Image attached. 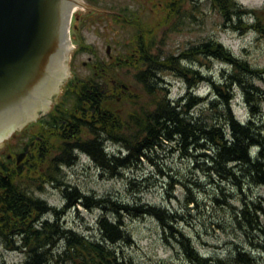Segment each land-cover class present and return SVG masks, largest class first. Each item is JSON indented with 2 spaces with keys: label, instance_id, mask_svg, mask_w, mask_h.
<instances>
[{
  "label": "rangeland",
  "instance_id": "374dc122",
  "mask_svg": "<svg viewBox=\"0 0 264 264\" xmlns=\"http://www.w3.org/2000/svg\"><path fill=\"white\" fill-rule=\"evenodd\" d=\"M86 7L78 6L75 13H79L77 22H82L79 34L82 42L90 44L91 51L80 48L79 40L74 38L71 29V42L76 48V60H74L73 73L76 77H85L90 74V68L83 61L89 55L104 56L107 58L106 48L111 45L112 53L129 55L134 35L138 27L143 30H151L154 38V52L162 57L168 54L177 55L193 44H197L209 38H216L228 47L241 59L247 60L251 65L264 66V36L253 29L244 30L235 28L232 22L225 21L219 10L210 0H187L180 12L165 19L168 13V0H81ZM244 7L252 8L261 13L264 18V0H238ZM124 9L121 17H115L112 13ZM243 21H254L253 14L241 15ZM122 17L136 19L137 23L123 21ZM75 18V16H74ZM73 18V21H74ZM82 18V19H80ZM238 22V18H235ZM73 24V23H72ZM145 27V28H144ZM201 73L215 80H222L223 74L232 71L233 66L224 61L204 57L185 60ZM137 67L119 64L118 80L120 83V100H113V108H119L124 115L134 107V99L149 101V97L143 90L142 84L136 81L134 74ZM162 84L168 88L171 98L176 99L190 90L183 77L170 69L159 72ZM78 78V79H79ZM253 82L264 87V76L255 77ZM122 84L127 86L125 90ZM230 91L233 93L231 101L232 111L236 118L246 121L251 117L248 103L245 101L243 90L239 84H232ZM62 92H60L61 94ZM129 93V94H128ZM193 93L205 97V103H199L193 108L195 114L207 112L206 101L212 96L211 83L209 80L202 81ZM59 94V95H60ZM131 100L128 101L127 98ZM73 95L58 96L57 101L64 99L67 104L73 106ZM123 98V99H122ZM57 102L52 103V107ZM137 105H135V108ZM261 114L258 119L264 127V101L261 105ZM46 113V112H45ZM39 123V122H38ZM37 121L23 126L20 130L14 129L15 135L3 138L0 144V165L5 160L3 151L6 147L16 148L17 138L21 130L33 131L37 128ZM20 133V134H19ZM5 137V136H4ZM21 138L19 139V141ZM57 145L63 144L62 140L56 139ZM108 151L119 152L125 155L128 151L122 143L105 139ZM177 143L168 142L154 151H148L136 163L125 166L119 173L112 174L98 166L88 152H74V160L59 164V172L44 163L39 164L40 171L51 173L55 179L48 181L47 178L40 180L33 189L36 196L45 199L47 206H54L57 213L50 210L42 214L45 219L54 221L56 216L62 227L72 229L80 235L100 238L98 218L105 214L110 219L121 217L130 239L110 242L120 253L129 257L136 264H193L183 251L182 245L171 234L170 229H163L161 220L151 214L134 215L127 212H114L96 204L98 199H110L112 201L129 203L130 205L152 204L164 209L166 212L175 213L177 218L172 221L174 228L183 230L190 236L197 250L204 256L212 258H226L239 246H243L251 253L258 256L264 263V251L258 247L255 238L246 235L249 232L241 229L233 222L234 209L241 205L242 193L237 186L229 180L209 174L203 166H197L194 151L187 153ZM124 147V148H122ZM255 151V148H253ZM55 155L60 152L54 151ZM203 161L202 159L198 162ZM47 167V169H46ZM26 173V171H24ZM31 174V172L29 173ZM39 176L38 178H40ZM46 177V176H45ZM36 178V179H38ZM29 178V183L35 182ZM27 186L26 184H22ZM69 185L76 187L80 192L89 196L85 200L91 207L77 202L66 206L68 203L63 192V187ZM28 187V186H27ZM246 193L250 197H264L263 185L247 186ZM109 203V202H107ZM234 208H233V207ZM14 245L0 237V264H23L28 252L23 247L13 248L22 243L15 237ZM59 240V239H58ZM12 242V241H11ZM64 240L57 242V247L51 246L54 254L49 255L47 264H67L64 260ZM60 252V253H59Z\"/></svg>",
  "mask_w": 264,
  "mask_h": 264
},
{
  "label": "trees",
  "instance_id": "16d2710c",
  "mask_svg": "<svg viewBox=\"0 0 264 264\" xmlns=\"http://www.w3.org/2000/svg\"><path fill=\"white\" fill-rule=\"evenodd\" d=\"M185 1L187 0H168L169 8L165 19L178 14ZM210 1L219 10L224 20L232 22L235 28L253 29L264 36V18L261 13L244 7L238 0ZM121 12L127 15L124 9ZM243 14H253L254 21H243L241 16ZM236 17L238 22L235 21ZM121 19L126 22L136 21L137 26L140 24L136 19L130 20L128 17ZM134 36L130 53L123 56L120 64L138 68L134 77L142 84L149 101L134 99L132 110L126 115L119 112L116 123L110 121L111 110L109 112L107 109L106 113H103L101 105L94 106L95 113L100 112L99 125L89 124L88 128L78 132L79 135L72 144L77 143L81 150L88 152L98 162V166L109 170L112 174L119 173L125 166L136 163L144 155L148 156V151L152 152L168 142L177 143L178 147L189 154H192L190 149L198 151L194 153L195 157L199 156L195 159L197 166L205 165L209 174L231 181L242 193L241 205L234 209L233 222L245 231L249 229L246 235L251 233L254 237V234H257L259 237L257 239V235L255 236L256 244L264 251V197L254 198L246 193L247 186L252 184L264 186V127L257 117L262 112L264 87L253 82L255 77L264 76V66L251 65L216 38L193 44L177 55L168 54L162 57L160 53L154 52V38L151 30H142L138 27V32ZM201 56L220 59L232 65L233 69L223 74L222 80L217 81L185 61ZM165 69L175 71L184 78L190 88L186 95L176 99L170 97L168 88L162 84V78L159 75V72ZM204 80L210 81L213 97L206 101L207 112L195 114L193 108L199 103H205V97L193 93V90ZM232 84L241 86L245 101L248 103L251 117L246 121L236 118L232 111L233 93L230 91ZM81 90L88 93L86 88L73 90L76 95L73 108L67 116L62 118L72 119L75 124L80 123L83 127L81 117L75 115L77 109L84 110L83 100L80 98L83 94ZM120 95L122 96V93ZM131 97L130 94L128 101ZM95 103H100V100L96 99ZM135 105H137L136 108ZM107 115L110 116L108 120L105 117ZM85 132L95 133V135L83 138L82 134ZM56 138L64 141L66 137L58 134ZM105 139L122 143L128 152L122 155L119 152L108 151L104 143ZM62 149L63 152L68 151V153L64 155V158L55 160L56 174L60 173L59 164H70L75 158L71 148L62 146ZM201 159L203 161L198 162ZM4 165L6 164L2 163V166ZM55 178L54 180H58ZM18 184V180L5 179L0 174V237L13 246L15 239L10 237V234L14 233L22 245L13 248L20 246L28 252L23 264H47L49 255L54 254L51 246L57 247L59 240L65 242L63 253L66 255L64 260L68 261L67 264H136L110 243L130 239V234L126 231L121 217L110 219L105 214L101 215L98 218L100 238L80 235L72 229L62 227L58 216L54 221L39 218L43 212L52 210L57 215L59 212L54 206H47L42 197L33 198ZM4 187H7L10 192L9 198L6 197L7 191L2 190ZM63 192L68 201L66 206L80 201L83 205L91 207V204L85 201L90 200L89 196L76 187L65 185ZM28 203L31 206L33 203L35 210L37 208L39 213L37 220H35L36 215L29 217V212L26 211ZM96 204L114 212L156 216L161 220L164 230L170 229L171 234L182 245L184 253L193 264H264L258 256L243 246H239L224 259L204 256L197 250L189 235L171 225L177 215L155 205H130L110 199H98Z\"/></svg>",
  "mask_w": 264,
  "mask_h": 264
},
{
  "label": "water",
  "instance_id": "95a60500",
  "mask_svg": "<svg viewBox=\"0 0 264 264\" xmlns=\"http://www.w3.org/2000/svg\"><path fill=\"white\" fill-rule=\"evenodd\" d=\"M77 5L86 7L81 0H0V144L53 110L71 75Z\"/></svg>",
  "mask_w": 264,
  "mask_h": 264
},
{
  "label": "flooded vegetation",
  "instance_id": "af4514ba",
  "mask_svg": "<svg viewBox=\"0 0 264 264\" xmlns=\"http://www.w3.org/2000/svg\"><path fill=\"white\" fill-rule=\"evenodd\" d=\"M112 14L116 18L120 16V14H118L117 12H114ZM74 16L75 18L72 24V34H74V38L76 37V40H79L80 48H84V51L93 52V49L90 48V44L82 42V37L79 34L82 24V22L76 23V20L79 19V13L76 12ZM111 49V45L108 44L106 48L107 58H104V56L102 55L97 56V53H93L96 54V56L89 55L88 59L84 60L83 63L90 68V74H88V76L85 75V77L79 78L74 75L75 73H73V76H70L68 81L64 84L63 87L65 88H63V93L60 94L61 96L73 95L74 105L76 95L74 94L73 90L76 91L79 89L86 88L88 93H86L85 90H81L83 94L80 95V98L83 100L82 107H84V110L79 111L77 109V112L75 114L81 117V123H83V127L80 126V123L75 124L72 119L62 118V116H67V113L70 112V109L73 108V106H70L65 102L64 99H62L59 102L57 101L53 110L49 109L46 113L39 116L40 118L36 119L38 125L35 130H21V135L19 138H17V141L15 143L16 148H13L14 146L8 145L3 151L5 160L2 161V163H5L6 165L2 166L1 163L0 174L5 179L13 178L18 180V186L25 188L27 192L32 195L33 198L39 197L33 193V187L37 183H40V180L47 178L48 181H53L54 178L52 176V172L49 174L45 173V171H40V163L50 165L52 168H54L55 160L64 158V155L68 153V151L63 152L62 146H66L69 149L71 148L73 152L79 150L82 151L77 143L74 145L72 143H75L76 138L79 135L78 132H80L82 129L84 130V128H88L89 124H92L94 126L99 125L100 120L98 116L100 112L95 113L94 106L101 105V112L103 113H106L107 109L109 110V112L111 110L112 119H110V121L112 120L115 123L117 122L119 108L116 110V108H113L112 106L114 105V99L116 101L120 100V83L118 80L120 55H115L114 53H112ZM76 56V48L74 49L73 47L70 58L71 69H73L72 66L74 65V60H76ZM122 88L123 90H125L127 86L122 84ZM96 99H99L100 103L94 104V101ZM109 115L105 116L106 120L109 119ZM58 134L64 135L66 137L63 141V144L61 145H57L56 143V137ZM9 135H15V132H9L5 135L4 138ZM94 135L95 133L85 132L82 134V137H93ZM20 138L21 140L19 141ZM56 149H58L60 153L54 156L53 154H55L54 151H56ZM91 158L93 157L91 156ZM24 171H26V173ZM30 172L31 174H29ZM39 176L41 177L38 178ZM29 178L36 181L29 183ZM22 184H26L28 187L23 186ZM2 190L7 191L6 197L9 198L10 192L8 188L4 187ZM33 198L32 201H34ZM42 199L45 200L44 198ZM27 206L28 207L26 208V211L29 212V217L36 215L35 220H37L39 216L37 208L36 210L34 209L35 207L33 203L32 206L30 203H28ZM42 214H44V212ZM42 214L39 216V218L41 219L44 218V215L42 216Z\"/></svg>",
  "mask_w": 264,
  "mask_h": 264
},
{
  "label": "bare ground",
  "instance_id": "6f19581e",
  "mask_svg": "<svg viewBox=\"0 0 264 264\" xmlns=\"http://www.w3.org/2000/svg\"><path fill=\"white\" fill-rule=\"evenodd\" d=\"M78 6H80V5H77L76 6V8H75V10L78 8ZM1 137V136H0ZM69 145V144H68ZM105 154H106V152H105ZM120 167V166H119ZM72 202V201H71ZM80 202V201H79ZM70 204V203H69ZM68 205V204H67ZM136 208V207H135ZM108 225V224H107ZM102 230V229H101ZM4 235V234H3ZM193 251V250H192Z\"/></svg>",
  "mask_w": 264,
  "mask_h": 264
}]
</instances>
